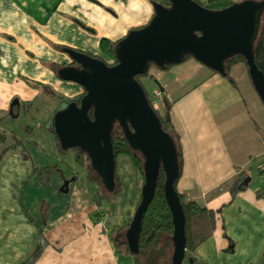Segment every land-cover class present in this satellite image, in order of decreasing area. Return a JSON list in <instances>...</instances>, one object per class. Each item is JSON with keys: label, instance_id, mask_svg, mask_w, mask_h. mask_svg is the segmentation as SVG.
<instances>
[{"label": "crops", "instance_id": "crops-1", "mask_svg": "<svg viewBox=\"0 0 264 264\" xmlns=\"http://www.w3.org/2000/svg\"><path fill=\"white\" fill-rule=\"evenodd\" d=\"M156 1L162 0H0V132L28 114L39 99L83 95L81 85L58 76V70L72 62L65 48L113 62L102 41L116 43L146 26L155 15ZM154 69L164 101L155 109L164 115L170 105L182 150L177 191L217 217L213 235L183 264H264V105L249 69L243 63L234 65V83L194 57ZM15 100L19 103L13 105ZM7 132L14 142L0 139V144H8L0 153L6 150L0 159V264L26 260L41 230L48 244L35 264H136L133 256L117 252L107 224L94 221L99 206H79L80 198L92 200L87 190L75 197L76 185L72 189L69 184V201L56 199L53 192L56 200L51 198L42 210L44 224L38 221L33 212L39 215V209L32 211L25 201L26 187L30 180L38 188L46 186L38 181L28 150L57 149L55 136L33 125L32 118L20 133ZM16 140L21 143L14 145ZM122 159L126 169L118 167L119 175L122 180L135 178L138 201L144 178L140 181L129 156Z\"/></svg>", "mask_w": 264, "mask_h": 264}, {"label": "water", "instance_id": "water-1", "mask_svg": "<svg viewBox=\"0 0 264 264\" xmlns=\"http://www.w3.org/2000/svg\"><path fill=\"white\" fill-rule=\"evenodd\" d=\"M154 2L155 15L143 28L131 31L115 46L117 64L109 66L90 54L67 49L71 64L58 70L61 80L81 85L86 95L54 115V129L61 149L86 153L105 189L116 188V156L113 129L121 127L129 146L144 158L141 200L126 232L133 254H139L140 235L148 207L154 199L161 169L164 193L174 225L172 264H183L186 252V216L175 181L179 176L178 153L173 138L136 78L155 63L161 68L179 64L187 57L219 74L227 59L242 55L253 86L264 105V73L255 63L254 43L259 34L264 0H243L213 11L195 0ZM19 102L15 100L14 104ZM93 110V118L89 112ZM248 182H245L247 184ZM61 191H69L66 181Z\"/></svg>", "mask_w": 264, "mask_h": 264}, {"label": "trees", "instance_id": "trees-1", "mask_svg": "<svg viewBox=\"0 0 264 264\" xmlns=\"http://www.w3.org/2000/svg\"><path fill=\"white\" fill-rule=\"evenodd\" d=\"M256 1H263V0H256ZM156 2L161 3L166 7L170 6L168 0H162ZM201 5L209 10L218 11L230 7L232 4L227 3L224 0H211L207 4H201ZM118 42L119 41H117L116 43H111L108 40L102 41L103 48L104 49L108 48L107 53L114 59V62L112 64H108L103 58L100 59L104 60L109 66H114L118 63L115 55V46L117 45ZM65 50H67V48H65ZM254 55H255V63L258 69L264 73V12L261 16L259 34L254 43ZM237 63H243L247 67V69H249L247 65V61L242 55H236L227 59L224 64L225 72L224 74L221 75L228 78L232 83H234V79L231 77L230 71L231 68ZM170 66L171 65H166L164 68H161L155 63L150 64V68L154 67L159 69H167ZM54 69L57 71L59 68L58 66H54ZM148 72L139 75L136 78L139 79L141 76L147 75ZM85 95L86 92L82 96L77 97L75 99H70V100L63 99L62 102L66 104L63 108H66L72 102H76L78 105H80L81 100ZM150 104L152 106L151 102ZM59 110L61 109L58 108L54 112L49 122V125L46 126L45 128L48 129L55 136V140L59 150L62 153H66L69 150L61 149L54 129V115ZM89 115L91 118H93V110H90ZM158 116L161 120L162 128L173 138L176 145V149L178 153L179 172H180L177 180L175 181V189L177 191V183L180 178L181 169H182V150H181L179 135L175 131L174 126L172 124V120L170 116V105L169 104L167 105L164 115L158 114ZM257 129L259 130L258 126ZM0 139L3 141L2 138ZM16 142L17 144L21 143L18 140H16ZM113 149L116 157L119 154L129 155L133 161L134 166L142 172V175L144 177V158L140 152L134 151L129 146L127 140L124 137V133L118 123L115 124L113 129ZM74 150H76L78 154L80 153L87 157L86 153L82 152L80 149L75 148ZM5 151L2 154H0V159L5 153ZM25 157H29L28 154H25ZM87 159L89 160L88 157ZM51 171L52 168H46L44 169V171L40 170L37 167L34 168V172L39 173L38 175L39 180L43 184H45L46 183L45 181L48 180V176L45 173L49 172V174H51ZM98 178L99 177L97 176L96 179H93L91 178L90 175L88 177V181L94 182L97 181ZM165 179H166L165 173L163 169H161L154 199L152 200L150 206L148 207L145 218L143 220V226H142L140 242H139V249H140L139 254L135 255L131 252L130 247L127 243L126 234L123 236L124 239L123 241L122 239H117L115 241V239H113L114 228L111 231L110 236L115 243L117 252L121 255L133 256L135 258L136 264H172V259L174 254V242H173L174 225H173L172 213L167 204L164 193ZM115 182H116V188L115 191L112 193L113 195H117L122 191L119 188L121 179L117 175V173L115 177ZM241 188H243V186ZM241 188H239L238 186L236 187L237 190ZM178 194L181 203L183 204V208L186 216V240H187L186 252H185V258H186L189 254H193L197 249V247H199L201 244H203L213 235L216 229L217 217L215 211L208 209L207 207L199 204L196 201L186 200L184 196L179 192ZM47 244L48 242L43 235V231L42 230L39 231L37 244L34 250L26 258V260L22 261L20 264H35L36 261L39 259V257L42 255Z\"/></svg>", "mask_w": 264, "mask_h": 264}, {"label": "rangeland", "instance_id": "rangeland-1", "mask_svg": "<svg viewBox=\"0 0 264 264\" xmlns=\"http://www.w3.org/2000/svg\"><path fill=\"white\" fill-rule=\"evenodd\" d=\"M112 60L114 62V59ZM113 62H109V63L107 62V63L112 64ZM138 81L143 86L150 102L152 103L154 110L158 114H160V112L155 109L154 104L156 103L163 104L164 101L163 99L161 100V99L156 98V93L158 91H161V89H160V83H159L160 80L157 77V73L154 67L153 68L151 67L149 69L148 74L141 76L138 79ZM61 100L63 99L57 98V99H51L50 101L46 100L45 102H43L42 99L41 100L39 99V101H36L33 104V106H31V108L28 109V108L23 107V111L28 109V114L27 112L26 113L24 112L21 114L20 117L16 119V121L13 120V122L11 121L5 124L3 126L2 131L0 132V138H2L4 142L7 141L6 139H4V137H6L7 139L9 138V145L13 144L12 142H14V140L11 139V134L7 131L9 130V131H14L15 133H20L23 127V123L30 120V118H32L33 120V125H38V127L45 128L46 126L49 125V122L54 112L58 109L57 107H59V109L62 110V108L66 105ZM49 102H51V104ZM49 107H53V110L51 112H49L50 109L48 110ZM28 116H31V117H28ZM16 144L17 142L15 141L14 145ZM7 147H8V144L7 146L0 144V153L3 151L4 148L7 149ZM28 151L32 159L33 169L37 167L40 170L44 171V169L46 168H52L51 174H49V172L45 173L48 176V180H46L45 181L46 183L43 184L44 186H46V188H44L43 186H40L39 188H42V190H38L39 188L36 187L34 181L32 180L28 182V185L26 187L25 201L29 206L31 205L30 209L32 211H36V208L39 209V213L41 214L38 215L36 214V212H33L34 216L38 218V221L40 220L41 223L44 224L42 210L44 209L45 206L46 208L50 206V201H51L52 196L55 197L53 192L56 193V196H57L56 199L59 198L61 200H66V201H69L71 199V194H72L71 192L64 193L61 191V188L64 185V183L66 181H69V184L71 185L72 189L74 188L73 186L76 185V188H75L76 190H74L76 194L75 197H77V194H78L77 192H79L80 190H83V191L87 190V192L89 191L88 194L91 197V200H92L91 203H89V200L87 199V197H85L86 199L80 198L81 200L78 203L79 206L82 207L85 204L86 206L91 204L93 208H95V206L98 205L99 208L95 209V211L93 212V217H95L94 221H102L105 224H107L106 226L109 232H111L114 228L113 239H115V241L117 239H122V241L124 240L123 236L126 234L127 230L129 229L131 220L141 200V198L139 197L138 198L139 202L135 201L136 196H138V191H137V186H136L137 181H135V178H133L132 180H129V179L122 180V178L119 175L120 169L122 167L124 168V171L126 169L125 164H124L125 160L122 159V156L127 155V154H119L116 157V164H117L116 171H118L116 173L121 179L122 184L120 182L119 188L122 191L118 193L117 195H113L112 193L106 191L105 187L102 184L101 179H99L100 177L92 169L90 160H88L85 155L80 154V153L78 154L76 150L69 149L68 152L62 153L61 151H59L58 148L54 149L53 147H48L45 150H37L35 148H29ZM139 172H140L139 174L141 175L140 181H142L141 179H143L144 177L140 170ZM36 175L38 176L39 173L36 172ZM90 175H91V178L93 179H96L97 176L99 178L97 181L89 182L88 177ZM126 177H127V174H126ZM78 178L79 180L81 179L79 184H77L78 182H76ZM38 181L41 183V181L39 180V177H38ZM56 199L52 198V200H56ZM33 200H37V203L33 204ZM134 205L136 207L133 209L132 214H131V208ZM115 208H116V213H117L116 219L114 216ZM130 214H131V218L129 222L126 224L128 220L127 217ZM119 217L121 218V222L118 221ZM116 220L118 221L117 223H120L118 224L119 226L117 224L115 225L114 222H116ZM184 264H187V261H185Z\"/></svg>", "mask_w": 264, "mask_h": 264}, {"label": "built area", "instance_id": "built-area-1", "mask_svg": "<svg viewBox=\"0 0 264 264\" xmlns=\"http://www.w3.org/2000/svg\"><path fill=\"white\" fill-rule=\"evenodd\" d=\"M241 1H243V0H230V3L233 5V4L239 3ZM156 98L161 99V100L163 99V95H162L161 91H158L156 93ZM154 106H156V104H154Z\"/></svg>", "mask_w": 264, "mask_h": 264}]
</instances>
